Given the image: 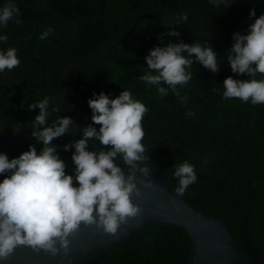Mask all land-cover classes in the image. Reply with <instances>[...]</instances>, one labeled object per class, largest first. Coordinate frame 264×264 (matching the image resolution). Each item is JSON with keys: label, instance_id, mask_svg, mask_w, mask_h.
Here are the masks:
<instances>
[{"label": "trees", "instance_id": "trees-1", "mask_svg": "<svg viewBox=\"0 0 264 264\" xmlns=\"http://www.w3.org/2000/svg\"><path fill=\"white\" fill-rule=\"evenodd\" d=\"M3 2L0 0V4ZM16 3L22 12L20 23L10 20L0 29L9 37L0 42V49L15 47L20 59L16 68L0 73V135L7 134L11 139L20 135L8 148L11 157L28 150L30 144L37 151L42 147L31 135V121L39 108L30 109L28 104L52 96L60 111H53L50 104L49 123L60 115L74 117L75 100L63 85L62 73L68 65L87 58L108 36L106 24L96 19L99 14L111 27L110 38L88 63L68 73L82 101L79 138L84 125L93 123L88 99L94 91L115 96L123 89L131 90L133 97L149 108L142 120V142L150 157L145 162L166 171L172 192L178 185L174 166L184 160L192 163L198 179L182 195L187 204L213 217L223 215L251 264H264V103L252 105L239 98H222V82L227 76L248 79L249 75L232 72L227 59L220 61L217 72L196 62L191 81L180 89V96L186 98L183 103L172 92L160 97L155 86L139 79L147 67L144 57L149 50L169 40L207 42L218 57H226L233 32L246 33L255 19L249 16V10L254 7L259 16L264 12V1L248 8L224 4L217 7L209 0ZM179 12H186L188 19L173 25L180 36H170L165 25L171 24ZM49 26L54 31L41 40V32ZM189 110L193 115L185 114ZM95 126L99 129V124ZM70 140L71 134L65 133L53 143L66 162V172L74 175L71 148H63ZM5 141L0 138V151ZM88 147L102 146L92 140ZM205 157L207 164L203 163ZM191 253L192 242L185 231L154 224L90 264H190Z\"/></svg>", "mask_w": 264, "mask_h": 264}, {"label": "clouds", "instance_id": "clouds-1", "mask_svg": "<svg viewBox=\"0 0 264 264\" xmlns=\"http://www.w3.org/2000/svg\"><path fill=\"white\" fill-rule=\"evenodd\" d=\"M209 3L223 7L224 0H209ZM21 15L16 0H4L0 4V29L10 20L20 23ZM249 16L255 19L246 33L233 32V43L226 57H218L207 42L169 40L149 50L144 57L147 67L139 79L155 86L160 97L172 92L183 103L186 98L180 96V89L191 81L193 64L200 62L217 72L220 61L227 59L232 72L248 74L250 78L227 76L222 82V98H239L252 105L264 103V12L257 16L253 7ZM187 19L186 12H179L171 24L165 25L168 34L180 36L173 25ZM53 31L49 26L39 38L47 39ZM8 39L6 33H0V42ZM19 64L15 47L0 49V73L11 71ZM50 104L54 106L53 111H60L52 96L28 104L30 109L39 108L31 121V135L42 145L39 151L30 144L28 150L11 159L0 151V174H5L0 179V261L7 260L18 245L37 251L43 249L52 255L61 250L66 254L71 242L69 237L82 223L115 234L121 224L142 212L141 206L132 200L133 193L140 194L137 179L146 186L153 183L136 175L138 170L143 177L150 176L147 164L139 163L150 159L142 142L145 136L142 120L149 108L134 98L131 90L123 89L115 96L103 90L94 91L88 99L93 123L84 125L79 139L63 145L66 151L75 149L71 155L74 175L66 172V162L53 143L54 138L73 132L74 119L60 115L49 123ZM185 114L190 116L193 112L189 110ZM92 140L102 147L89 149ZM208 162L205 157L203 163ZM122 165L128 166L127 173ZM173 176L178 180L175 192L181 196L198 179L195 166L187 160L174 166Z\"/></svg>", "mask_w": 264, "mask_h": 264}, {"label": "water", "instance_id": "water-1", "mask_svg": "<svg viewBox=\"0 0 264 264\" xmlns=\"http://www.w3.org/2000/svg\"><path fill=\"white\" fill-rule=\"evenodd\" d=\"M264 0H224V5L237 7H253L263 3ZM96 19L102 20L108 28V36L101 44L82 61L68 65L62 73V82L68 92L75 100L74 127L71 140L79 139L80 116L82 111L81 98L68 79V73L77 67L83 66L97 54L106 41L110 38L112 30L106 20L99 14ZM24 128V125H22ZM6 138L3 146L9 159L11 154L9 146L20 137L14 139L7 134L0 135ZM74 147L71 148L73 152ZM147 164L150 176L143 177L138 170V178L151 179V185H145L137 179L140 194L133 193L132 200L141 206L142 212L139 216L129 218L126 224H121L115 234L104 232L95 225H84L73 233L70 239L69 251L65 254L63 250L52 255L40 249L34 250L27 245H18L7 260L0 264H90L97 256L114 249L120 243L140 234L147 226L154 224H165L175 226L185 231L192 242V253L190 264H251L250 257L242 249L238 241L229 231L226 219L208 215L196 207L187 204L185 198L168 188L166 171L150 162H139ZM125 173L128 166L122 167Z\"/></svg>", "mask_w": 264, "mask_h": 264}]
</instances>
